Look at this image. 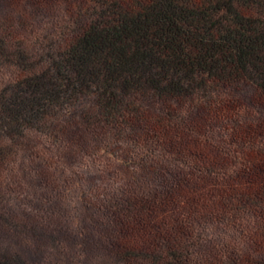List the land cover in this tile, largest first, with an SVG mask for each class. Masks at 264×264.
<instances>
[{
  "label": "trees",
  "instance_id": "trees-1",
  "mask_svg": "<svg viewBox=\"0 0 264 264\" xmlns=\"http://www.w3.org/2000/svg\"><path fill=\"white\" fill-rule=\"evenodd\" d=\"M0 264H264V0H0Z\"/></svg>",
  "mask_w": 264,
  "mask_h": 264
},
{
  "label": "rangeland",
  "instance_id": "rangeland-1",
  "mask_svg": "<svg viewBox=\"0 0 264 264\" xmlns=\"http://www.w3.org/2000/svg\"><path fill=\"white\" fill-rule=\"evenodd\" d=\"M4 247L12 252L13 254H18V256L23 257V258H27V257H31V256H39V251L37 250V248H35L32 245L26 244V243H22L18 240H10L8 242H6L4 244ZM44 253L43 256H46V261L50 260L53 257V252H41ZM39 259H41V257H39Z\"/></svg>",
  "mask_w": 264,
  "mask_h": 264
}]
</instances>
